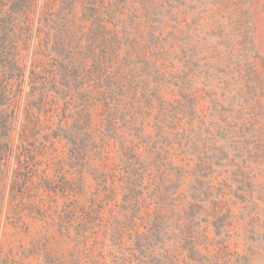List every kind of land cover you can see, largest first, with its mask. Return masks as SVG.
I'll return each mask as SVG.
<instances>
[{"label": "rangeland", "instance_id": "obj_1", "mask_svg": "<svg viewBox=\"0 0 264 264\" xmlns=\"http://www.w3.org/2000/svg\"><path fill=\"white\" fill-rule=\"evenodd\" d=\"M16 1L0 264H264V0Z\"/></svg>", "mask_w": 264, "mask_h": 264}, {"label": "trees", "instance_id": "obj_2", "mask_svg": "<svg viewBox=\"0 0 264 264\" xmlns=\"http://www.w3.org/2000/svg\"><path fill=\"white\" fill-rule=\"evenodd\" d=\"M12 3H16L17 1L16 0H10ZM24 4L26 3V1L27 2H29V0H21ZM13 13H15L14 11H13ZM1 16H3L4 18H7V20H9V22H15V20H17V18L14 16V17H12V16H10V14H5V15H1ZM3 17H0V18H3Z\"/></svg>", "mask_w": 264, "mask_h": 264}]
</instances>
